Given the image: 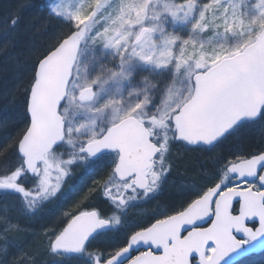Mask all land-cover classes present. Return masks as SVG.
Masks as SVG:
<instances>
[{
    "label": "rangeland",
    "instance_id": "obj_1",
    "mask_svg": "<svg viewBox=\"0 0 264 264\" xmlns=\"http://www.w3.org/2000/svg\"><path fill=\"white\" fill-rule=\"evenodd\" d=\"M44 1L41 10H45L46 16L53 22L48 37H57V42L60 37L77 30L83 41L68 97L60 110L67 122L68 134L64 159L57 161L63 169L78 166V157L71 152L81 143L82 134L94 133L98 118H108L109 114L104 113L110 110H114L117 116L126 112L144 113L146 118L143 119L148 122L154 141L164 147V152L155 162L154 171L159 172L160 177L153 180V188L160 193L165 192L168 197L179 192L181 200H189L203 192L206 181L218 177L220 170L242 158V153L246 155L243 141L250 137L264 142L263 115L259 122L242 125L221 143L219 149L228 148L229 151L218 158L210 157L211 169L206 173L201 172L200 178L196 179L194 169L201 168L199 163L203 167L209 166L199 159L201 154H207L203 150H190L177 144L171 124L173 114L192 96V79L197 72L205 71L220 60L241 52L256 40L264 27V17L259 15L257 7L260 0H192L190 12L185 14V11H180L177 17L165 9L179 5L186 10L188 0H138L146 4L145 19L141 23L124 24L123 27L117 17L126 0H106L99 10H95L93 0ZM0 5L5 10L10 6L8 0H0ZM57 6L67 11L57 14L54 11ZM77 9L85 14L95 13L82 33V26L70 15L71 11ZM202 12L203 19L200 15ZM21 25L17 18L14 23L4 20L0 24V145H12V150L0 162V264H73L50 255L49 231L43 229V225L47 224L44 219L48 216L43 215L37 221L34 214L39 211L51 212L49 205H44L47 204L43 199L45 194L53 190L65 193L61 194L64 200L59 194L56 195L57 204L54 206L59 207L66 201L67 191L83 189L82 182L77 179L59 182L52 180L53 173H48L45 181L38 178L31 180L30 193L22 187L27 178L22 159L17 154L22 136L17 131L19 124L27 117L28 96L36 65L35 59L21 64L24 61L20 58L25 52L32 56L37 50L25 51L22 48L29 33ZM153 27L155 30L147 35L150 39L146 46L137 44L136 34L141 29ZM106 28L119 29L120 33L128 32L131 35L118 48H105L101 34ZM29 29L32 31L33 27ZM134 45L137 51L151 58H130ZM29 57L27 55L26 59L29 60ZM123 61L127 63L122 64ZM122 68L124 75H120ZM112 73L117 75L113 76ZM90 88L94 90V100L83 104L81 97L88 98L86 91ZM83 89L85 93H82ZM137 99L143 100L147 107H140ZM111 119L114 121L113 117ZM15 126L17 131H9ZM25 129L26 125L23 131ZM216 150H211V154ZM89 189L94 190L92 187ZM166 195H163L165 200ZM168 207L171 210L170 204ZM122 212L128 220L118 218L116 228L127 230L140 222L136 220V215L141 210L134 202L131 210L128 208ZM153 212L160 215L166 210Z\"/></svg>",
    "mask_w": 264,
    "mask_h": 264
},
{
    "label": "water",
    "instance_id": "obj_2",
    "mask_svg": "<svg viewBox=\"0 0 264 264\" xmlns=\"http://www.w3.org/2000/svg\"><path fill=\"white\" fill-rule=\"evenodd\" d=\"M80 50V36L73 32L38 62L27 105L30 123L18 146L31 176L38 162L65 140L60 109L67 98ZM193 83L191 99L172 119L178 141L211 147L241 123L258 120L264 107V29L242 52L194 75ZM86 93L89 97H81L82 103L93 99L91 90ZM108 151L120 152L116 173L124 180L150 168L161 148L152 142L151 133L143 124L128 118L83 149L90 156ZM228 172L239 182L258 180L264 188V154L233 164ZM137 186L144 190L148 181L138 176ZM218 192L219 186L209 190L185 212L134 235L128 248L106 264H121L132 249L140 247L153 248L163 255H143L133 264H190L193 257L198 260L195 264H234L264 251V192L226 191L218 197L213 215L211 204ZM236 202H240V209L234 216L231 212ZM212 217L207 229H196ZM87 220L91 227L83 234L98 225L96 217L92 220L88 214L79 215L66 227L58 242L78 232ZM250 224L257 226L253 229ZM185 232L188 234L181 240ZM209 243L214 244L215 250L207 260L204 252Z\"/></svg>",
    "mask_w": 264,
    "mask_h": 264
},
{
    "label": "flooded vegetation",
    "instance_id": "obj_3",
    "mask_svg": "<svg viewBox=\"0 0 264 264\" xmlns=\"http://www.w3.org/2000/svg\"><path fill=\"white\" fill-rule=\"evenodd\" d=\"M137 101L140 104V107H147L143 104V100L137 99ZM104 114H109V117H99L98 121H96V130L94 133H83L81 143L71 152L74 157H78V166L74 167L73 165L71 166L72 169H63L62 165L57 162L59 158L64 159L63 151L65 150L64 148L68 141V135H66L64 144L54 149L39 162L37 172L33 177V179L38 178V180L45 181L47 174L53 173L52 180L60 182L65 180L74 181V179H77L79 182H82L83 189L68 192V197L65 198L66 201L59 207L54 206L57 204L56 195L59 194V196H61V194L65 193L62 191H52L47 193V191V194L43 196V199L47 203L44 205H50L51 212L39 211L34 214V218L37 221L43 215L48 216H45L46 219L44 220L47 224L43 225V229L49 231L48 240L51 245V254L60 258L61 261L65 263L103 264L126 248L134 234L150 228L158 221L165 220L184 212L194 201L202 197L210 189L220 186L219 195L228 189H246L247 186L245 184H239L236 178L231 177L227 170L230 164L244 158L242 153V158L230 162L225 169L220 170L218 177H215L213 180L210 178L209 182L204 187L205 190L203 192L197 193L189 200H181L179 192L172 197H168L165 192L162 191V193H160L153 188V180L160 177L159 172L154 171L156 160L152 162V167L150 169L141 171V175L149 181V185L146 190H139L136 184L137 175H130L126 179L121 180L116 174L115 169L119 162V152H105L97 157H93L84 153L83 148L88 142L96 141L103 137L110 127L119 124L128 117L137 118L149 129L148 122L143 119L146 117L141 111L126 112L125 115L117 116L114 115L116 114L114 110H110V112ZM111 117L114 118V121ZM108 120H112V122H109ZM151 133L153 134L152 131ZM231 134L223 140H227ZM222 141L213 148L189 147L184 143L181 144L189 149L201 148L200 150H203L205 154L210 155L212 152L211 150H220L219 147L221 146V143L224 142ZM163 152L164 147H162V153ZM223 155L224 153L220 154V156ZM91 187L94 188V190H88V188ZM253 187L257 192L264 191L260 188L258 182H255ZM163 195H166V200ZM61 198L64 200L62 196ZM170 198H172V200H170ZM133 202L136 205H139L141 210V213L136 215V220L140 222H137L133 228L130 227L127 230L116 228L115 223L118 218L125 221L128 220L127 215H123L122 211L128 208L131 210ZM169 204L172 206L171 210H168ZM141 205H144V207L141 208ZM214 206L215 202L212 205L213 210ZM151 210H160L162 212L166 210V212L160 215H155L158 212H153ZM118 211H120V213H118ZM238 211L239 203H236L233 206L232 213L237 214ZM82 213L97 214L99 218L98 229L92 233L84 235V241L82 244L74 243L78 240L79 233H75L73 236L66 239L65 244H59L57 241L61 233L75 217ZM211 222L212 220L208 221L202 226V228L208 227ZM186 234L187 233H184L183 237H185ZM212 251L213 246L208 245L205 249V255L207 258L210 257ZM143 253H146V250L132 251L126 263ZM195 262L196 259H191V264H195Z\"/></svg>",
    "mask_w": 264,
    "mask_h": 264
},
{
    "label": "trees",
    "instance_id": "obj_4",
    "mask_svg": "<svg viewBox=\"0 0 264 264\" xmlns=\"http://www.w3.org/2000/svg\"><path fill=\"white\" fill-rule=\"evenodd\" d=\"M8 3L10 4V6L7 7L6 10L0 5V16L2 17L5 16V20L9 23L10 22L14 23L17 18L22 24L21 27H24V30L28 31L29 33L27 34L28 36L25 37L24 39L22 48L25 51L34 49V48L37 50L35 52L36 55H34L35 53L33 54L34 56L33 55L31 56L27 52L23 53L20 59H22L24 62H21V64H24L25 62L27 63L32 62L35 59L34 63L37 66V63L42 58H44L49 52H51L66 35H64L63 37H60V39H58L57 42H56L57 37L56 38L48 37L50 29L53 25V22L46 16L45 10L44 11L41 10V8L44 6V3H45L44 0H8ZM23 24L25 26H23ZM46 26L48 27V31H46L47 29ZM29 27H33V30L31 31ZM54 42L56 43L53 45ZM27 55L30 56L29 60L26 59ZM26 120H27V117L25 118L23 122L19 124L18 131H17L16 126L15 128L13 127L11 130L8 128L9 131L12 132L15 130L18 133L22 134L25 125L27 126V124L25 123ZM243 145L245 147L246 157H248L251 154L254 155V154L264 152V147H263L264 142L261 140H255L249 137L248 139L243 141ZM11 147L12 145H8V144L0 145V162H2L4 160V157L6 158L7 153L10 152V150H12ZM225 151H229L228 148H221L220 150L217 149L215 153H212L210 155H203V154L200 155L199 154L200 155L199 159L201 160V162L203 164L207 162L206 165H209V166L203 167V165L199 163V166L201 168L194 169L197 172L195 173V178L196 179L200 178L201 172L206 173V171H209L212 167L211 164L209 163L211 159L218 158L220 154H223ZM186 163L187 165L189 164L187 161ZM188 167L190 168V170H192L190 165H188ZM214 178L215 176L212 177L211 179L213 180ZM194 182H196V180ZM208 182L209 180L206 181L205 184H207ZM29 183H31L30 179L24 182V184L22 185V187L25 188L27 192H29L31 189V187L29 188V185H30ZM240 264H264V252L259 255H253V256L247 257L244 260H242Z\"/></svg>",
    "mask_w": 264,
    "mask_h": 264
},
{
    "label": "snow or ice",
    "instance_id": "obj_5",
    "mask_svg": "<svg viewBox=\"0 0 264 264\" xmlns=\"http://www.w3.org/2000/svg\"><path fill=\"white\" fill-rule=\"evenodd\" d=\"M93 3L95 5V10H99L104 6V3H106V0H93ZM259 9V15L261 17H264V0H260V3L257 5ZM192 8V0H188V8L185 10L182 8V6H169L165 10L168 11L173 17H177L180 11H185V14L190 12ZM238 8V6H237ZM54 11L57 12V14H60L62 12H66L67 10L57 6ZM94 12H89L87 14L81 12L79 9L71 11L70 15L71 17L76 20L81 26V33L83 32L84 28L87 27L93 17ZM147 14L146 11V4H141L138 2V0H126V3H124L120 9V14L117 17V19L120 21L121 26L123 27L124 24H134V23H141ZM235 14V13H234ZM201 19L204 18V13L201 14ZM155 28H147V29H141V32L136 34L135 40L137 44H141V47L146 46L147 40L150 39V36H147L146 34L150 33L151 31H154ZM119 34V35H118ZM131 35V33L123 32L120 33L119 29L110 30L105 29L104 33L101 34V39L103 42V46L105 48H118L122 41L126 42L128 36ZM139 56L143 60H149L151 57L146 56L143 54L142 51H137L135 45L132 48V52L130 54L131 57ZM123 63H127V61H123ZM123 68L121 70L120 75H124ZM113 76H116L117 73H112ZM79 250V249H74Z\"/></svg>",
    "mask_w": 264,
    "mask_h": 264
},
{
    "label": "bare ground",
    "instance_id": "obj_6",
    "mask_svg": "<svg viewBox=\"0 0 264 264\" xmlns=\"http://www.w3.org/2000/svg\"><path fill=\"white\" fill-rule=\"evenodd\" d=\"M0 18H1V20H0V24L2 23V22H4V20H5V16H0ZM28 98H29V96H28ZM27 105H28V102H27ZM26 129L23 131V133H22V136L21 137H23L24 136V134L26 133ZM18 146H19V144H18ZM263 147H264V145H263ZM17 154H18V156H20L19 155V153L17 152ZM258 154H264V152H261V153H258ZM254 155H256V154H254ZM254 155H250V156H254ZM23 171L25 172V177L27 178L26 179V181L27 180H31V179H33V177L35 176V174H36V172H37V170H36V172H35V174L33 175V176H31L30 174H29V172L26 170V168H25V165H23ZM71 180H65V182L64 183H67V182H70ZM60 182H63V181H60ZM75 189H77V186L75 187ZM53 191H60V190H53ZM67 191V190H66ZM67 192H71V191H67ZM49 208H50V205H49ZM188 209V208H187ZM186 209V210H187ZM185 210V211H186ZM89 215L90 216V218L92 219V218H94V217H97L98 218V216H97V214H95V213H82V214H79V215ZM116 224V223H115ZM116 227V226H115ZM64 232V231H63ZM62 232V233H63ZM66 239H68V238H66ZM65 239V240H66ZM49 243V242H48ZM51 249V245H50V243H49V250ZM50 255L52 256V257H54V258H56L55 256H53L52 254H51V251H50ZM73 264H83V263H73ZM234 264H240V262H237V263H234Z\"/></svg>",
    "mask_w": 264,
    "mask_h": 264
}]
</instances>
